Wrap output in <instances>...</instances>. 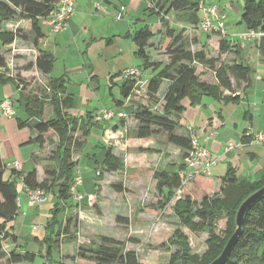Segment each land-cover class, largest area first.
Segmentation results:
<instances>
[{
  "label": "trees",
  "instance_id": "trees-1",
  "mask_svg": "<svg viewBox=\"0 0 264 264\" xmlns=\"http://www.w3.org/2000/svg\"><path fill=\"white\" fill-rule=\"evenodd\" d=\"M201 3H204L203 0H148L144 15L156 16L160 29L153 33L145 24L131 35V40L136 47L134 57L140 62L138 67L142 71L154 73L147 83L146 93L151 104H155L154 107L139 108L135 116L137 128L134 136L137 139H145L151 137L155 130L163 132L167 143L183 151L182 158L174 171L163 170L153 174L156 181L155 188L164 201L161 205L163 207L170 204L174 193L184 187L188 172L184 162L190 150V135L178 134V131L182 129L180 118L186 107L199 105L203 97L224 104H239L243 101V97H240L242 93H235L237 91L235 88L240 89L243 85L244 93L249 87V80L253 74L251 67L242 61L234 60L231 64L220 63L219 58H207L202 49L192 50L191 43L188 44L184 40L185 26L191 30L197 29ZM56 8L57 0H0V86L12 85L17 91L15 102L10 100L12 104H17L18 109L26 116V120L23 121L14 113L11 118L16 117L17 127L30 128L37 134L36 138L29 139L21 146L36 144L41 153L47 142L45 138L47 133L51 132L56 139L53 155L55 164L45 167L42 181L37 180L34 169L27 172H23L22 169L17 171L12 164L6 166L0 160V259L6 264H29L36 257L35 253L28 250L22 253L12 250L7 253L3 249L4 245H16L18 242L11 232L14 230L12 223L20 215L18 182L28 191L52 193L54 202L48 211L47 218L44 219L45 233L41 238L34 237L33 241L40 247H44L45 258L50 264H65L54 260L53 257L59 237L68 232L67 220L62 230L61 220H58V217L72 207L70 202L73 196L70 188L74 184L76 172L78 170L81 172L80 164L88 165L90 168L88 173H97L94 181L102 177L103 170L116 172L123 166L122 159L115 156L112 148L105 143L96 144L89 153L82 155L88 143L90 129L97 123L91 122L89 114L88 119L84 120L70 113L73 109L74 97L67 93V80L64 77L49 78L45 87L47 93L41 96L31 95L25 93L24 86L29 82L24 79V73L16 69L13 73L9 67L10 59L24 56L12 55L14 41L28 43L38 49V44L44 37L39 21L46 20ZM173 16L181 22L176 25L171 23ZM16 20L29 21L28 30L19 28L20 24L14 23ZM239 24L243 25L246 31L262 34L260 40L254 43L264 59V0H244ZM157 34H162L169 40L168 48L165 49L168 61L164 65L153 61L147 53L149 41ZM233 41L235 43L231 44V39L227 36H220L219 53L224 55L233 51L239 58L241 44L236 40ZM53 62L54 58L51 54L38 52L33 62L27 63L22 70L28 73L36 70L43 76H48L52 72ZM197 65L211 70L216 84L200 81L196 73ZM163 81L169 82V86L163 97L158 99L157 93ZM262 81L264 83V77ZM134 86V79L126 78L122 81L119 92L123 100L131 96ZM223 91L232 94L223 96ZM262 101L264 103V87ZM47 105L53 114L50 119H44ZM117 107H122V103L117 102ZM120 122L123 127L124 120ZM79 132L83 139L79 137ZM251 140V138H242L241 143L246 145ZM77 154H80V157L74 161V155ZM98 168L100 172L97 171ZM86 179L87 177L83 178V184ZM263 186L264 172L257 181H237L233 170L228 169L226 175L221 178L219 196L205 197L198 206L189 195H184L176 201L172 211L179 225L191 232H207V249L201 256L191 254L186 238L181 232L176 231L169 240L172 246H176V251L169 256L168 264L213 262L235 231L234 219L239 206L250 194ZM79 189L77 188L78 191ZM222 219L225 220V227L219 230L217 224ZM134 241L131 240V242ZM70 242H72L71 239L68 243ZM80 246L76 248L75 255L67 258L71 264H142L134 250L128 249L124 242L113 238L100 237L99 246L95 250ZM222 264H264V196L253 203L245 213L237 242Z\"/></svg>",
  "mask_w": 264,
  "mask_h": 264
},
{
  "label": "rangeland",
  "instance_id": "rangeland-1",
  "mask_svg": "<svg viewBox=\"0 0 264 264\" xmlns=\"http://www.w3.org/2000/svg\"><path fill=\"white\" fill-rule=\"evenodd\" d=\"M243 1L244 0H206V2L214 3L212 5L217 8V15H222L221 19L228 39L237 40L240 35L246 33L243 25L239 24ZM178 22L181 21L173 16L171 23L176 25ZM14 23L20 24L19 28L24 31L28 30L30 24L29 21L19 22L18 20L14 21ZM190 31L191 32L188 35L184 36V40L188 44L191 43L193 45H197V43L200 42L201 44L199 46L204 50L207 58H219L220 63L223 64H231L236 60L233 51H230L228 55L219 53L218 46L220 36H218V34L211 33L207 36H202L204 34H201L197 30ZM176 34L177 33H175V35ZM202 38H204L203 41ZM233 40H231V44L235 43ZM160 44L165 47L162 52L163 56L161 55L164 57L167 55L165 54V49L168 48V38L163 36ZM252 44H254L255 47L257 46L254 42L245 45L250 46ZM13 47L16 50H23L16 48L15 46ZM197 49L198 48H196V50ZM28 55L30 54L27 53L26 56ZM247 57L242 56L243 59L240 58L243 61H247ZM14 60L15 59L12 60L13 66L11 67L13 73H15V69L16 71H20L25 68V65L19 67V63L14 64ZM247 62L250 63L249 60ZM196 73L198 74L200 81L208 84H216L214 73L208 68L197 65ZM28 74L29 75L24 78L29 82L24 86L25 93L38 96L47 93L45 90L47 80L44 76L39 74V78H37L33 73ZM167 85L168 83L166 81L162 83L159 90V96H163ZM82 86L86 87L84 85ZM83 87H80L82 91L76 94L81 98H84L85 95L83 94ZM14 91L16 92L17 97V91L15 89ZM239 91L241 90H238L235 93H241ZM222 94L225 96L232 93L223 91ZM80 97L76 98V108L71 110L73 111V114H79L80 112L83 114V116H78V118L84 120L88 119V113H86V111L88 109L90 110L91 106L93 109L98 103L100 104L101 110H117L115 109L116 103L111 100L112 97L110 96L107 87H102L97 91V95L94 93V97L90 100L91 103H89L88 108L83 106V108L80 109L81 111H79L78 105V101L81 100ZM133 97L136 98L135 96ZM86 99L87 98L84 99L85 102ZM140 99L141 98H139L138 101L130 100L127 104L129 109L126 107L128 111L126 112L127 120H125L128 121V130H131L133 125H135V116L139 108H137V106L133 107L129 104L140 105ZM203 99H207V102H213V100L208 97H203ZM142 101H145V104L151 103L150 100L146 98ZM258 104L261 107L264 106L262 98ZM15 105L16 104L14 103V113L19 117H24L25 115L18 109V107L16 108ZM94 114H89L92 123ZM0 115L6 117L2 114ZM52 116L51 108L48 105L45 106L44 119H50ZM115 119L116 117L111 121H114ZM12 122L14 123L15 121ZM97 124L100 128L102 126L107 127V123L104 122H98ZM121 127L122 126H120V128ZM100 128H97L96 126L94 128L91 127L88 143L82 155L89 153L90 150H92V147L96 144L106 142V145H109L112 148V153L122 159L123 166L116 172H105L103 170L102 177H98V179L94 181V176L95 174L97 175L95 172L96 170H94L95 173L84 175L85 173H88L90 168L86 164H80L79 169L81 168L82 171L80 172V184L77 187H82V181L85 177L90 176L93 180L90 179V183L85 181L82 187L84 190L89 188V193L87 191L82 193L80 189L79 191L77 188L74 189V184L70 188L72 190L71 195L73 196L71 201L72 207L58 217V220H61L62 230L64 228V222L67 220L68 232L59 237L58 246L53 254L54 260L64 262L65 264H71L70 260L67 258L71 256V253L75 255L76 248H78L81 243V246H84L85 249L95 250L99 246V238L104 236L124 242L128 249H132L138 254L142 264H168L169 256L176 251V246H172L169 243L170 238H172L173 233L176 231L181 232L186 238L191 254L201 256L207 249L206 241L208 233L205 231L191 232L188 229L181 227L178 223V219L173 215L172 207L175 202L180 200L184 195H189L191 200L195 202L197 206L205 197L219 196L221 183L215 184L207 177L189 180L185 185L183 184L184 187L182 189H179L177 190L178 192L176 191L174 193L170 204L163 207L161 205L164 201L162 200V195L155 188L156 181L153 174L155 172H160L163 169L171 171L175 170L182 158L181 153L183 151H180L176 146L167 143L165 134L163 132H156V130L151 137L145 139H137L132 133L128 135L126 134L125 136L123 133H121L122 135L113 134L112 138H105L104 133H102ZM118 130L120 131L119 128ZM0 131V133L5 136L3 140L5 147H3V149L5 150V154L8 155L5 156L7 158L2 159L1 154L0 160H3L6 166H11L14 162L19 163L14 158L19 157L20 154L24 156L31 155V152H34L35 149H39L36 144H27L25 146L18 145V143L25 141L27 135L18 134L17 137H14V133L9 125L6 124V120L5 122H2ZM80 134L81 133L79 132L78 135L81 138ZM195 137L199 140L197 136ZM45 138L47 139V143L42 149L43 151H41L38 157L35 158L40 160V163L50 162L51 165H54L53 155L56 148V139L51 132L47 133ZM79 156L80 154L74 155V159L79 158ZM169 156H172V158ZM168 157L170 160H167ZM212 161L214 165L217 163L213 156ZM7 168L10 169L9 167ZM97 171L100 172V169L98 168ZM77 182H79V179ZM93 185L94 188H92ZM17 188L20 193L18 195V201L20 202V215L12 223L14 230L11 232L17 238L18 242L16 245H4L3 249L7 253L12 250L18 253L28 250L36 254L33 262H30L29 264H50L45 258L44 247H40L39 244L35 243L33 238H41L45 233L43 222L44 219L47 218L48 211L54 202V199H52V193L49 192V194H45V200L34 206L30 204L28 196L22 192V185L20 182H18ZM217 226L219 230H223L225 227V220L222 219L219 221ZM69 239H71L72 242L68 243ZM131 240L135 241L131 242ZM0 264L6 263L0 259Z\"/></svg>",
  "mask_w": 264,
  "mask_h": 264
},
{
  "label": "crops",
  "instance_id": "crops-1",
  "mask_svg": "<svg viewBox=\"0 0 264 264\" xmlns=\"http://www.w3.org/2000/svg\"><path fill=\"white\" fill-rule=\"evenodd\" d=\"M147 1L75 0L73 4L74 13L64 30L54 33L51 26L45 20L39 21V26L44 37L39 42L38 49H35L28 43L18 40L14 41L16 48L26 50L30 54L15 58L14 64L19 63V67H22L29 62H33L38 52L51 54L54 58L52 72L50 75L44 76V78L48 80L49 78L57 79L64 77L67 80V93L74 97L73 110L76 108V98L80 97L76 94L82 91L80 88L83 87L82 85L86 87H83L84 98L80 97L81 100L78 101L79 111H81L80 109L83 106L88 108L89 103H91L90 100L94 97V93L97 95V91L102 87L108 88L110 96L112 97L111 100L116 103V112L126 113L128 111L127 104L130 100L138 101L139 98H141L140 105H129L133 107L137 106V108L154 107L155 104H145L146 102L142 101L144 98L148 99V97L146 89L144 91L139 89V84L142 81H149L153 76L154 73L150 71H142L141 77L134 79L135 86L128 99L123 100L119 92L120 84L126 79L122 74L123 71L129 67H137L140 64L134 57L136 47L131 40V35L136 30L145 26V24L148 25L153 33L158 32L160 29L156 16L146 17L144 15ZM203 2L208 5L214 4L212 2H206V0H203ZM190 30L191 28L185 26L186 35L191 32ZM162 37V34H157L149 41L147 53L153 61L164 65L168 60L166 56H164L165 58L162 57V52L165 48L160 44ZM203 40L204 38H202ZM200 44V42L197 45L191 44L190 48L192 50H196V48L200 50ZM229 53L230 51L227 55ZM242 56H248L247 58L250 63L247 62L248 60L243 61ZM263 60L257 46L255 47L254 44L250 46L240 45L239 58L236 57V61H242L253 70V74L249 80V87L245 89V94L242 90L243 85H241L240 89L235 88L237 91L241 90L239 92L242 93L240 97H243V101L239 104H224L214 100L213 102H207V99H202L199 105L194 107L187 106L181 115L180 123L182 129L178 131V134L182 136H197L202 146L210 151L217 162L211 169V178L208 177L215 184L221 183V178L226 175L228 169L233 170L237 181H257L264 172V145L253 138V134L256 132H264V109H262L264 106L261 107L258 104L263 95L262 87H264L262 81L264 77ZM20 71L24 73V77L29 75L28 71L22 69ZM32 73L37 78L41 74L34 70ZM167 83L165 92L169 86V82ZM14 89L12 85L0 86V99L9 98L15 102L17 97ZM159 90L157 98H162L163 96H159ZM85 98H87L86 102L84 100ZM117 102L122 103V107H117ZM15 107L17 108V104ZM90 108L86 113L91 115L98 110L101 111L99 103L93 109L92 106ZM72 112L70 111L76 117L83 116L81 112L79 113L80 115L73 114ZM15 116L23 121L26 120V116H24L25 118L19 117L17 114ZM15 118H6L0 115V126L6 120V124L9 125L14 133V137H17L18 134L27 135L25 141L18 143V145L24 144L29 139L36 138L37 134L32 129H19L16 122H12L15 121ZM126 120H124L123 127L121 128L122 122L119 119L104 122L107 123V127L102 126L100 128L98 124L95 126L101 129L105 138H112L113 134L122 135L121 133H123L124 136L130 133L134 134L137 128L136 120L131 130L127 129L128 121ZM4 138L5 136L0 133V156L2 154V159L8 156L3 149L5 147L3 143ZM242 138H251L252 140L248 144L243 145L241 143ZM229 147H232V150H228ZM39 153L40 150L35 149L34 152H31V155L24 156L20 154V158L17 157L14 159L21 164L23 172L34 169L37 173V180L42 181L44 179L43 170L45 167H49L51 163H40V160L35 158L38 157ZM169 157L172 158V156ZM169 157L167 160H170ZM77 159L79 158L74 159V161ZM80 171H82L81 168ZM166 171L172 172L174 170ZM90 179L89 176L86 181L90 183ZM83 185L82 181V187ZM82 187H80L82 193L86 191L89 193V188L84 190ZM70 255L73 256L72 253Z\"/></svg>",
  "mask_w": 264,
  "mask_h": 264
},
{
  "label": "built area",
  "instance_id": "built-area-1",
  "mask_svg": "<svg viewBox=\"0 0 264 264\" xmlns=\"http://www.w3.org/2000/svg\"><path fill=\"white\" fill-rule=\"evenodd\" d=\"M75 0H57V8L54 10L46 22L51 26L54 33H58L65 29L69 19L73 15V3ZM200 18L197 25V31L204 35H209L211 33H216L221 37H226V30L224 29L222 15H217V8L214 5H206L201 3L199 6ZM180 26V25H179ZM181 27V26H180ZM262 37V34L256 33L254 31H246V33L240 35L236 40L241 45L249 44L252 42H257ZM232 40V39H231ZM26 55V50H16L12 48V55ZM13 59H10L9 67L13 66ZM142 69L138 66L129 67L123 71V75L129 79H137L141 77ZM148 81L144 80L139 85V89L144 91L147 87ZM0 114L11 118L14 115L12 101L8 98H4L0 101ZM114 117L119 120H125L126 114L124 112H116L113 110H101L98 111L93 116V122H109ZM254 140L262 143L264 145V132H256L253 134ZM232 147H229L230 150ZM187 166L188 172L185 177L184 185L187 181L196 178H205L211 176V169L214 166L212 161V155L210 151L200 144V141L194 136L190 135V150L185 158L184 162ZM13 167L17 171H21V164L14 162ZM80 172H76V177H74V189L78 188L80 184ZM79 179V182H77ZM22 192L28 196L31 205L36 206L45 200V193L41 191H28L24 186H22ZM72 192V190H71ZM178 192V191H177ZM19 203V202H18Z\"/></svg>",
  "mask_w": 264,
  "mask_h": 264
},
{
  "label": "water",
  "instance_id": "water-1",
  "mask_svg": "<svg viewBox=\"0 0 264 264\" xmlns=\"http://www.w3.org/2000/svg\"><path fill=\"white\" fill-rule=\"evenodd\" d=\"M262 196H264V186L261 187L259 190L255 191L254 193L250 194L239 206L235 219V231L232 234V236L227 240L225 246L223 247L222 251L218 255V257L211 262L210 264H222L226 261L228 258L230 252L232 251L234 245L237 242V239L241 232V226L243 222V218L247 210L251 207L253 203H255L257 200H259Z\"/></svg>",
  "mask_w": 264,
  "mask_h": 264
}]
</instances>
